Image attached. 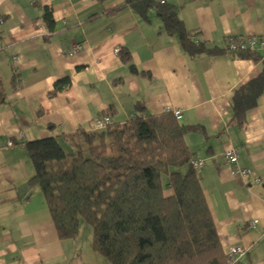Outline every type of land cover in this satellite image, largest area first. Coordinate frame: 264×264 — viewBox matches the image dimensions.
<instances>
[{"label":"crops","instance_id":"obj_1","mask_svg":"<svg viewBox=\"0 0 264 264\" xmlns=\"http://www.w3.org/2000/svg\"><path fill=\"white\" fill-rule=\"evenodd\" d=\"M122 1L0 0V264H109L82 223L76 237H58L41 193L28 184L25 143L92 131L104 116L122 124L138 104L149 114L180 113L191 160L203 162L196 170L222 248L246 250L236 264H264V94L244 126L231 110L233 91L259 74L260 63L227 51L229 38L264 35V0H165L192 42L224 50L195 56L163 30L155 10L148 21L128 6L106 12ZM66 77L68 87L51 95ZM229 148L249 175L232 174L223 158Z\"/></svg>","mask_w":264,"mask_h":264},{"label":"trees","instance_id":"obj_2","mask_svg":"<svg viewBox=\"0 0 264 264\" xmlns=\"http://www.w3.org/2000/svg\"><path fill=\"white\" fill-rule=\"evenodd\" d=\"M126 6L145 21L155 10L163 30L177 36L193 56L224 52L192 42L176 7L166 2L123 0L106 12ZM42 19L51 26L50 10ZM232 54L260 63L259 74L233 91L232 121L244 126L264 94V57L249 51ZM121 59L129 61L127 53H121ZM129 67L135 72L134 65ZM68 85V77L57 81L50 94ZM188 128L171 111L149 114L138 104L136 113L122 124L26 142L33 170L28 184L41 193L58 237H76L85 222L92 230V250L109 264H230L200 176L188 165L192 156L185 140ZM76 136L80 141L70 145L69 139ZM185 165L188 168L180 171Z\"/></svg>","mask_w":264,"mask_h":264},{"label":"built area","instance_id":"obj_3","mask_svg":"<svg viewBox=\"0 0 264 264\" xmlns=\"http://www.w3.org/2000/svg\"><path fill=\"white\" fill-rule=\"evenodd\" d=\"M161 3H165V0H157ZM80 48V45L76 44L74 45L72 52L77 51ZM227 50L231 53L234 52H242V51H249V52H264V35L258 36V37H249L246 38L243 41H236L233 38L228 39V45ZM119 50L116 49L115 52L117 53ZM174 115L176 118H180L181 115L178 111L174 112ZM110 117L104 116L102 118H97L94 121V129L96 130H102L104 129L108 124H110ZM13 141H8L7 146L11 147L13 146ZM223 158L232 166V174L243 178L244 176H247L251 173L250 169L247 168H241L237 165V152L233 148L226 149L223 153ZM191 166L194 169H198L203 165V162L201 160H191ZM246 253V250L240 246H234L231 248L229 253V261L230 264H236L239 259Z\"/></svg>","mask_w":264,"mask_h":264},{"label":"rangeland","instance_id":"obj_4","mask_svg":"<svg viewBox=\"0 0 264 264\" xmlns=\"http://www.w3.org/2000/svg\"><path fill=\"white\" fill-rule=\"evenodd\" d=\"M69 140H70V145H72V144L75 143V142H79V141H80V139H79L78 136H76V137H74V138H72V139H69ZM67 142H68V141H67ZM61 143H62V145H64L65 149L67 150V149H68V145H67V144H63V142H61ZM72 149H73V148H72ZM82 225L91 228V227H90L87 223H85V222H82Z\"/></svg>","mask_w":264,"mask_h":264},{"label":"clouds","instance_id":"obj_5","mask_svg":"<svg viewBox=\"0 0 264 264\" xmlns=\"http://www.w3.org/2000/svg\"><path fill=\"white\" fill-rule=\"evenodd\" d=\"M178 119V118H177ZM196 170V169H195Z\"/></svg>","mask_w":264,"mask_h":264}]
</instances>
